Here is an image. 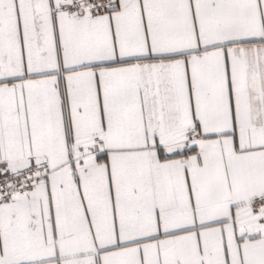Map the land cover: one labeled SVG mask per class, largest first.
<instances>
[{"label": "snow or ice", "instance_id": "snow-or-ice-1", "mask_svg": "<svg viewBox=\"0 0 264 264\" xmlns=\"http://www.w3.org/2000/svg\"><path fill=\"white\" fill-rule=\"evenodd\" d=\"M0 264H264V0H0Z\"/></svg>", "mask_w": 264, "mask_h": 264}]
</instances>
